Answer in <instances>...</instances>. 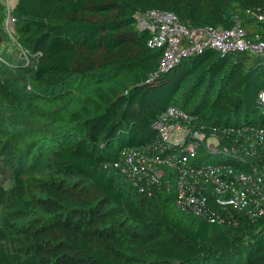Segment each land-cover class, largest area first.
<instances>
[{
    "label": "trees",
    "instance_id": "1",
    "mask_svg": "<svg viewBox=\"0 0 264 264\" xmlns=\"http://www.w3.org/2000/svg\"><path fill=\"white\" fill-rule=\"evenodd\" d=\"M151 8L264 38V0H0V45L42 52L0 51V264H264V216L211 223L178 207L171 168L142 187L110 166L171 104L211 127L264 126V55L208 47L162 71L138 26Z\"/></svg>",
    "mask_w": 264,
    "mask_h": 264
},
{
    "label": "built area",
    "instance_id": "2",
    "mask_svg": "<svg viewBox=\"0 0 264 264\" xmlns=\"http://www.w3.org/2000/svg\"><path fill=\"white\" fill-rule=\"evenodd\" d=\"M137 17L138 26L151 34L148 44L163 51L162 71L208 47L223 53L264 55V38L248 37L240 22L225 28L192 26L181 22L174 12L160 8L148 9ZM15 21L9 12L6 29L13 37ZM18 45L24 64L35 62L42 55L41 51ZM260 98L264 103V91ZM153 127L158 132L154 139L122 149L110 166L142 187L160 185L166 169L171 168L178 207L211 223H226L231 217L230 209L252 219L264 216V163L259 153L264 149L263 125L211 127L201 122L198 114L171 104L159 113ZM206 153L219 158L206 159Z\"/></svg>",
    "mask_w": 264,
    "mask_h": 264
},
{
    "label": "rangeland",
    "instance_id": "3",
    "mask_svg": "<svg viewBox=\"0 0 264 264\" xmlns=\"http://www.w3.org/2000/svg\"><path fill=\"white\" fill-rule=\"evenodd\" d=\"M16 2H17V0H9L11 7H14ZM0 51L2 53H4L5 57H7L8 60H11V58H12L15 63L19 62V54H18L19 50L16 48L12 39L9 41H6L5 43H2L0 45ZM78 105L79 104H77V106ZM15 112H16L17 119L8 123L7 128H9V129H12L13 124H16V125L18 124L17 121L19 120V118L21 119V116H24L25 118L27 116V113L24 112V110L21 108H18ZM20 130H24L23 134H25V129L22 128ZM210 160L216 161V160H218V158L212 157V158H210ZM164 176H166V173Z\"/></svg>",
    "mask_w": 264,
    "mask_h": 264
},
{
    "label": "water",
    "instance_id": "4",
    "mask_svg": "<svg viewBox=\"0 0 264 264\" xmlns=\"http://www.w3.org/2000/svg\"><path fill=\"white\" fill-rule=\"evenodd\" d=\"M0 40H1V41L3 40V38L1 37V35H0Z\"/></svg>",
    "mask_w": 264,
    "mask_h": 264
}]
</instances>
